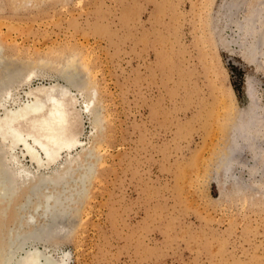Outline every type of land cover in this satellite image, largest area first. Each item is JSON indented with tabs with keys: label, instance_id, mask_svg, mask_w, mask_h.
<instances>
[{
	"label": "rangeland",
	"instance_id": "rangeland-1",
	"mask_svg": "<svg viewBox=\"0 0 264 264\" xmlns=\"http://www.w3.org/2000/svg\"><path fill=\"white\" fill-rule=\"evenodd\" d=\"M260 10L264 17V0H0V79L5 68L25 73L10 108L30 90L67 85L62 68L49 66L70 56L94 88L97 125L81 111L82 92L70 90L82 144L71 152L93 149L81 168L92 161L93 177L82 176L66 203L60 233L36 247L67 254L66 264H264V194L256 190L264 167L250 178L252 151L242 140V164L232 169L255 188L235 189L221 170L254 101L264 115V18L259 27L244 23ZM41 64L44 77L29 73ZM52 110L46 102L43 118ZM21 124L33 132L29 119ZM15 154L35 171L20 146ZM8 203L0 250L16 208Z\"/></svg>",
	"mask_w": 264,
	"mask_h": 264
},
{
	"label": "bare ground",
	"instance_id": "bare-ground-1",
	"mask_svg": "<svg viewBox=\"0 0 264 264\" xmlns=\"http://www.w3.org/2000/svg\"><path fill=\"white\" fill-rule=\"evenodd\" d=\"M65 1L66 0H60V2ZM231 5L230 15H233L232 10H234L233 8H235V5ZM262 12V10L258 13L254 11L248 17L244 15V23L247 22L248 27L261 26L262 19L264 18ZM244 36L248 37L247 35ZM246 40L248 41V39ZM253 50L255 49L253 48ZM253 50H251V52H253ZM258 50V53L264 54L262 50ZM70 57L69 59L66 58L67 61L65 62H59V64L53 63L52 66H49V68L53 70L56 69L57 71L60 67L62 68L59 70L61 72L60 76L65 80L67 85L62 84L60 86H55L54 84V92L51 94H45L44 87H40V94H34L33 90H30L27 92L30 100L19 103L18 106L16 104L15 108L9 107V103L12 99L13 84L15 80H20V77L25 73L23 70H20V73L17 71L18 75L14 77V73L12 74L10 71H7L9 68H5V70H7H4L5 73L0 79V110L3 111V116L0 118V141L2 143H0V213L4 212V203L6 202L11 201L10 204L12 205L13 202V207H16L12 212L13 218L9 221V224L7 223L10 229L7 232L6 242L2 244L4 248L0 250L1 264H66L67 254L63 253L60 258H56L55 254L53 256L51 253V250L48 252L45 249L36 247V245L37 243L42 244L46 242V239L50 238V235L53 236V233H60L64 225L60 220H63V217L68 214L66 213V203L72 200L73 192H75L74 190L80 192L78 186L84 181L82 176L87 175L89 181L93 171L92 161L87 165V169L90 170L89 174H87L88 170L86 168L83 169L84 171L81 169L85 166L84 162L87 161L88 163V159H90L93 154V149L91 147L86 146L87 148H82V151H84L83 157L74 156L71 152L73 147H77L81 144L78 138L79 132L75 131V112L72 110L75 102L77 103V101H75L77 98L74 99L73 93L71 96V87H75L76 91L79 90L82 92L84 103L81 111L89 118H94L95 125L98 124V118L96 115V108L94 104H92L95 98L92 91H89L90 88L92 90L94 88L91 86L90 88H86L89 84H85L84 78L82 75L80 76V72L82 71L79 72L80 69L78 70L76 66L78 63L73 62L77 61V59L75 60L76 57ZM0 65H2L1 60ZM44 67L45 66L41 64L39 67L40 69H31L29 73L38 76V72H40V78H42L45 72ZM83 81L85 83H83ZM82 83L85 85L83 86ZM257 101H254L250 107L251 111H249V113L247 112L248 114L244 116L243 124L247 131L245 130V133L243 132L244 135L241 136V138L237 137L238 139L233 143L231 146L232 148L229 147V152L224 157V161L222 160L223 168L221 170L223 176L232 182L235 189L249 190L253 187L250 186L249 182L243 181L238 177L234 169H232L236 163H241L237 152L241 144L240 141L244 140L247 148L252 151V163L247 169L250 178H254L260 173V168L264 167V115L256 114L254 110H252ZM46 102L51 103L53 108L47 119L43 118L42 115ZM229 105L231 106L230 103ZM26 119H29L34 127L33 132L30 133L29 130L31 129L26 125L29 129L28 134H26V132L24 133V129L21 127V123ZM25 131H27V129ZM19 146L22 148L23 153L30 159L35 171L32 172L28 170V168L21 165V161L16 160L17 155L15 154V150ZM65 149L68 150V155L65 160H63V164L61 163V167L63 168H60L58 164L59 159L61 158L62 150ZM56 162L57 166L54 165ZM48 165L55 168L53 173L43 172ZM77 165L78 171L75 177H81V180L77 178L75 185L72 186L73 184L71 185V183L74 180L71 181L73 179L71 178V173L73 174V171H76L74 169ZM36 172H38L37 175H35ZM87 177H85V179ZM25 183H27V185L23 186ZM257 185V192L264 194V178L260 177ZM71 186L74 187V189H72ZM80 189L82 191V188ZM84 189L85 188H83V190ZM18 190L21 192L16 196L15 193ZM44 190L49 191L43 192ZM84 191H82V193ZM27 207L28 209H26ZM56 220L58 223L55 222ZM52 222L54 226L56 225L54 228L49 227L53 225Z\"/></svg>",
	"mask_w": 264,
	"mask_h": 264
}]
</instances>
